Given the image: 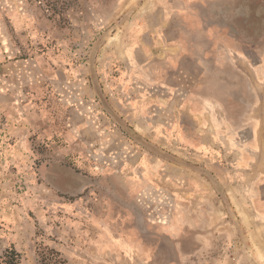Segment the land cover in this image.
Returning a JSON list of instances; mask_svg holds the SVG:
<instances>
[{"label": "rangeland", "instance_id": "obj_1", "mask_svg": "<svg viewBox=\"0 0 264 264\" xmlns=\"http://www.w3.org/2000/svg\"><path fill=\"white\" fill-rule=\"evenodd\" d=\"M263 41L264 0H0V264H264L213 131Z\"/></svg>", "mask_w": 264, "mask_h": 264}, {"label": "crops", "instance_id": "obj_2", "mask_svg": "<svg viewBox=\"0 0 264 264\" xmlns=\"http://www.w3.org/2000/svg\"><path fill=\"white\" fill-rule=\"evenodd\" d=\"M260 46L259 57H256L255 63H253L250 57H244L248 63H250L251 69L239 71L240 74L247 77L248 87L253 92V99L246 104V112L239 118L241 127L245 128L247 131L250 130L249 138H245L244 135L241 134L242 132L239 127L233 126L238 132L237 134L236 132H232L231 134V126L228 123V119H226L228 123L226 126H217L213 124V131L217 132L219 129L226 131L217 135V140L221 142L227 137L230 141L229 143L235 147L231 151L232 154L238 153L241 156V163L239 165L235 164L236 169L234 168V164H232V162L235 161L233 159L228 160L227 167L222 168L218 165L214 167V169L221 170L222 168L225 170L231 169L241 171L243 179L240 181L239 185L241 187L245 185L253 187L256 192L257 187H259V189L260 187H264V41L261 42ZM218 143L219 141H213V145L215 146L220 145ZM225 153L229 154L226 151ZM213 155L216 156L217 153H213ZM228 165H232V167L230 168ZM226 184L232 187V182L228 183V179Z\"/></svg>", "mask_w": 264, "mask_h": 264}, {"label": "trees", "instance_id": "obj_3", "mask_svg": "<svg viewBox=\"0 0 264 264\" xmlns=\"http://www.w3.org/2000/svg\"><path fill=\"white\" fill-rule=\"evenodd\" d=\"M6 261H5V264H20L19 261H15L14 258H18L17 254L14 253V250L13 249H10L9 251H7L6 255Z\"/></svg>", "mask_w": 264, "mask_h": 264}, {"label": "bare ground", "instance_id": "obj_4", "mask_svg": "<svg viewBox=\"0 0 264 264\" xmlns=\"http://www.w3.org/2000/svg\"><path fill=\"white\" fill-rule=\"evenodd\" d=\"M118 37V36H117ZM258 249V248H257Z\"/></svg>", "mask_w": 264, "mask_h": 264}]
</instances>
